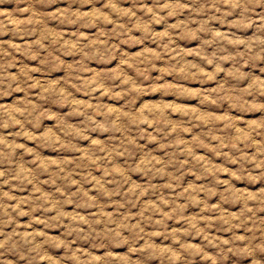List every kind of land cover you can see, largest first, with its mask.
<instances>
[{
	"label": "clouds",
	"instance_id": "1",
	"mask_svg": "<svg viewBox=\"0 0 264 264\" xmlns=\"http://www.w3.org/2000/svg\"><path fill=\"white\" fill-rule=\"evenodd\" d=\"M0 264H264V0H0Z\"/></svg>",
	"mask_w": 264,
	"mask_h": 264
},
{
	"label": "rangeland",
	"instance_id": "2",
	"mask_svg": "<svg viewBox=\"0 0 264 264\" xmlns=\"http://www.w3.org/2000/svg\"><path fill=\"white\" fill-rule=\"evenodd\" d=\"M8 7H10V6H8Z\"/></svg>",
	"mask_w": 264,
	"mask_h": 264
}]
</instances>
